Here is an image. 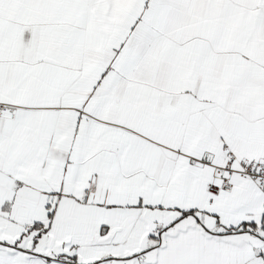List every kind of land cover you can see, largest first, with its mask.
<instances>
[{"label": "snow or ice", "instance_id": "snow-or-ice-1", "mask_svg": "<svg viewBox=\"0 0 264 264\" xmlns=\"http://www.w3.org/2000/svg\"><path fill=\"white\" fill-rule=\"evenodd\" d=\"M0 264H264V0H0Z\"/></svg>", "mask_w": 264, "mask_h": 264}]
</instances>
